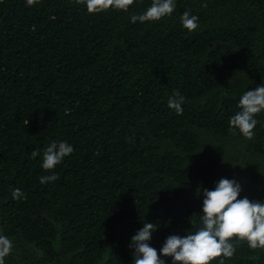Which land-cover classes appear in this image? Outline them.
<instances>
[{"label": "trees", "instance_id": "trees-1", "mask_svg": "<svg viewBox=\"0 0 264 264\" xmlns=\"http://www.w3.org/2000/svg\"><path fill=\"white\" fill-rule=\"evenodd\" d=\"M152 2L90 14L76 0H0L5 264H133L131 237L146 222L159 254L168 236L201 226L203 189L222 178L264 202V111L252 139L229 132L240 97L264 84V0H174L170 16L132 23ZM53 141L74 150L46 171ZM224 264H264V249L238 242Z\"/></svg>", "mask_w": 264, "mask_h": 264}, {"label": "clouds", "instance_id": "clouds-1", "mask_svg": "<svg viewBox=\"0 0 264 264\" xmlns=\"http://www.w3.org/2000/svg\"><path fill=\"white\" fill-rule=\"evenodd\" d=\"M36 2L26 0V5L32 6ZM76 3L84 4L88 13L96 14L110 9L128 11L134 0H76ZM175 7L174 0H153L146 11L134 14L130 19L132 23L159 21L170 16ZM180 21L189 32L199 27L198 17L188 11L183 13ZM183 103L184 97L179 91H174L168 99V107L178 115L183 113ZM238 108L239 111L229 118V132L235 135L238 130L243 137L252 139L258 123L254 117L264 111V84L245 91L239 99ZM73 150L67 142L53 141L43 150L42 168L46 171L54 169ZM31 155L35 158L40 155V150L34 149ZM39 179L41 184H45L54 182L58 176L46 175ZM241 191L242 187L235 179L227 178L220 179L213 190L203 189L202 213L199 215L201 226L185 236H168L159 254L149 243L157 225L144 223L129 244L133 250V264H166L162 256L171 257L172 264H212L217 258H221L219 264H224V258H231L235 253V244L241 241H246L251 249H264V202L238 198ZM12 196L18 199L24 194L20 189H14ZM12 247V242L0 235V264H5V257Z\"/></svg>", "mask_w": 264, "mask_h": 264}]
</instances>
